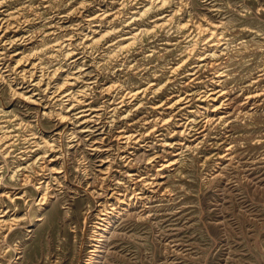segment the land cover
<instances>
[{
  "label": "rangeland",
  "instance_id": "1",
  "mask_svg": "<svg viewBox=\"0 0 264 264\" xmlns=\"http://www.w3.org/2000/svg\"><path fill=\"white\" fill-rule=\"evenodd\" d=\"M50 1L5 4L29 3L31 8L21 10L30 19L27 24L9 30L10 35L26 39L8 49L0 43V175L6 187L0 194V219L17 220L0 228V264H264V0H170L163 11L175 15L172 24L143 35L129 53L108 63H99L102 51L66 60L64 48L54 45L63 39L80 44L89 33L87 17L108 9L110 14L120 12L113 24L123 29L125 18L143 10L141 0ZM155 18L146 15L141 18L146 23L123 30L148 28ZM179 23L185 28L180 29ZM208 23L220 27V59L215 67L201 68L198 78H187L185 70L212 43L197 29ZM32 53L50 70L61 66L57 80L61 83L62 77L75 75L81 67L86 74H80L75 91L88 78L98 77L97 87L85 98L99 117L72 142L66 134H56L63 132V123L54 117L56 103L43 99L39 109L19 98L12 100V90L24 92L26 87L15 74L16 61ZM179 66L180 73H173ZM219 71L225 75L218 79L219 87L229 92L225 103L230 100L220 109L226 114L220 116L227 117L228 112L232 116L208 125L206 137L195 139L199 129L188 128L172 137L178 143L172 148L161 146L158 137L149 138L147 145L117 140L122 130L143 131L153 123L145 126L142 120L152 121L160 113L167 117L171 109L162 104L181 94L188 93L191 99L178 114L196 108L205 114L203 108L211 103L197 98L206 88L212 89L211 79H217ZM150 83L161 85L162 94H148L141 111L129 121L106 108L104 103L114 94L105 96L102 87L118 84L125 92ZM176 117L181 116L171 119L172 125L158 122L165 135L182 129L174 124L179 121ZM203 117L198 114L197 121L203 123ZM44 139L54 141L56 151L10 179L21 163L35 157H25L22 150ZM182 144L186 147L178 150ZM176 152L178 162L158 179L160 187L137 186L134 176H128L136 171L147 173L146 178L157 177L159 166ZM156 154L161 157L148 163ZM50 159L54 161L47 163Z\"/></svg>",
  "mask_w": 264,
  "mask_h": 264
},
{
  "label": "bare ground",
  "instance_id": "2",
  "mask_svg": "<svg viewBox=\"0 0 264 264\" xmlns=\"http://www.w3.org/2000/svg\"><path fill=\"white\" fill-rule=\"evenodd\" d=\"M130 1H137V0H130ZM6 2H7V0L0 2V43L2 45H4L5 49L6 48L8 49L9 47H11L15 43V41L17 42V40L19 41V40L24 38V37L16 38L17 35H15V34L10 35L9 30L13 29V27L17 28V27H20L22 25L24 26V24H27V22L30 19L27 18L26 16H24L23 13L21 12V10H23V8L30 9L31 4L28 3L26 5H24V4L21 5V3H18V6H12L11 5L12 2H10L9 6H7V5H5ZM46 2L51 4L50 0H46ZM125 2H126V0H125ZM169 2H170V0H141L139 3L142 5L141 8H143V10L142 11L138 10L137 12L132 13V16H130L129 18H125V20L122 23L123 29H130L131 30V28L133 26H140V25L146 23L145 21L141 20V18L146 16V15L148 16V18L149 17L150 18L156 17V18L154 20L150 21L151 24H148V26H149L148 28L134 29V30L128 31L126 33L124 32L123 29H119L117 26H115L113 24L114 21L118 18V16L121 15V14L120 15L118 14L120 12L116 11L115 13L112 12L110 14V12H108L109 9L104 10L102 13H98V14H95L93 16L87 17L86 22L88 25L89 33L84 36V38L81 40L80 44L75 46L72 44L70 39H63L54 45V49L59 48L58 50H62V48H64L62 50L63 51L62 54L64 55L66 60H68V59L70 60V58L72 59L73 57H75L76 55H79V54L81 56V57L80 56L79 57L83 58L86 55L89 56L91 54L100 53L102 51V53L99 55V59H100L99 63H100V61L105 62V63L112 62L113 60L129 53L131 51V49L136 45L137 41L143 35H146V36L152 35L153 33H157L159 30L167 28L170 23L172 24V21H173L175 15L174 14H166L165 15V13L163 11V8H165L169 4ZM135 3H138V2H135ZM121 5L123 6V1H122ZM79 7L82 8V4ZM11 9H13V11H11ZM156 14H161L162 16L158 17V16H156ZM67 16H69V15H67ZM166 25H167V27H166ZM179 25H180V29L185 28V25H182V23H179ZM197 29H198V32L200 33V35L207 34V36L206 35H205V37L203 36V39H210V42H212V43L209 44V47L206 49L205 53L203 52L204 53L203 55L198 56V58H196L195 61L193 63H191V68L185 70L184 73L188 74L187 78H191L193 76L192 79L199 77L198 72L201 68L205 69L206 67H213V66L215 67V64H216L215 62H216V60L220 59V56H221L220 54L222 53V50H223V48H221V45H223V42H221L223 40V37L220 34V27L219 26H217L215 24H209L208 23L206 25H200ZM121 34H123V36L118 37ZM117 38H119V39H117ZM24 39H26V38H24ZM194 49L195 48H193L191 50V53L193 52ZM34 53H35V55H37L36 52H34ZM34 53H32L30 55H25V54L20 55L19 54L20 56L18 57V59L16 61V67L14 68V71L16 72L15 74H19L21 76V78H23V82H24V85L26 87L23 88L24 92H18L17 90H12V92L10 94L12 97V100L14 98H19V99L23 100L24 102L35 104L36 106H38V108L42 106L43 99H45V100L49 99L53 103H56V105H57L56 107L58 108V110H56V114L54 117H56L57 123H59V124L63 123V132L61 133V131H57L56 134L58 136H60L61 134H66L69 141L72 142L73 141L72 139H74L75 137L78 136L77 133L82 132V131H88L86 128L87 124H89V122H91V121H94L96 119L94 117L95 116L97 117L99 114L98 113L99 111L97 112L96 109H94L91 105H89V102H87V98H85V97H87V91L88 90H91V89H94L95 87H97L98 77L94 76V77L88 78V80H90V81L85 80V82L83 84H81L80 89L78 91H75V89L78 85V81H81L80 80V74L81 73L83 74V72H82L83 70H81V67L78 69V71L75 73V75L70 74V75H67L65 77H62V79H61L62 83H61V82L57 81L62 76L61 71H63V70H62L61 66L58 65V68H55L54 70H50L49 67L47 68L46 66L43 65L40 58L34 57ZM15 55H17V53ZM59 61H58V63H59ZM74 61L75 60H73V62ZM189 62L190 61L187 60L186 63H189ZM81 65H82V62H81ZM216 66H218V65H216ZM82 67H83V65H82ZM181 67L182 66H179V67L173 69V73H176V74L180 73ZM52 69H53V67H52ZM1 72L2 71H0V73ZM223 73L224 72L219 71L214 76L217 79H211V82H213V84H211L212 89L206 88L207 90L204 91L203 94L198 95L197 99H201V101L209 100L211 103L210 106L205 107L206 109L203 108L205 111V114H202L200 112L201 111L200 108L187 109V110H185L184 114H182V115L178 114V111L180 109H185L186 106L189 105V104L187 105V103L191 99L190 94H188V93L185 95L181 94L177 97L170 98L169 102L162 104V106H166V108L171 109L170 110L171 112L169 114H167L168 115L167 117H169L168 119H166L167 117H164L160 113V115L157 116L156 118H154L152 121H150L148 119L142 120V121H144L143 124L145 126L149 125L150 122L151 123L153 122V123L150 124L148 126V128L145 127L146 129H144L143 131H141L137 128H135L133 131H128V132L122 130L116 136L117 140L118 139L122 140V141H124L123 143L133 142L134 144H139L141 142H145L143 144L147 145V143L149 142L148 141L149 138L158 137V140L161 142L160 143L161 146H163L164 148H172L175 146V144H178L177 142H173L172 137H174L175 135L185 134L184 132L186 130H188V128H189V130H194L195 128L199 129L197 132H195V133H198V136H196L195 139L200 137V135H202V137H206L207 134H205V130L208 127V125H210L211 123H213L215 121L223 122L227 118H231V116H232V114H230L229 112L227 114V117L224 115L220 116L222 112H225V111L220 110V109L224 108L225 107L224 105H229V103H230V100L225 103V101L229 98V92L226 91L223 87H219L220 81L218 79H220V77L223 75ZM85 74H83V75H85ZM223 76H225V75H223ZM213 80H215V81H213ZM102 88L103 89H102L101 93L104 94L105 96L110 95L111 93L114 94V96L111 94L112 96H110L108 98V101H106L104 103V104L108 105V106H106V108H109V110L112 111V114L115 117L121 116V119H128V121L130 119H132L131 116L134 115V113H136L135 115H138L137 112L141 111V109L144 105L143 99L148 94L157 95L159 92L161 94L163 92L162 86L159 85L158 83H150L147 88H144L142 90H127L125 92H123L122 86H120L118 84H113V85L102 87ZM219 88H221V90ZM115 89H116V93L118 90L120 92V94L117 96L118 98L116 97L117 94L115 93ZM39 94H42L44 96V98H42V95L40 96ZM47 94H49V96H47ZM37 97L40 99H36ZM158 98H162V97H160V95H158ZM117 99H118V101H116ZM52 102H51V105H52ZM53 105H55V104H53ZM45 108H51V107H49L48 105L46 106V104H45ZM98 108H100V107H98ZM39 109H41V108H39ZM77 109H80V110H78L77 112H74V110H77ZM158 109H160V107H158ZM97 110H99V109H97ZM207 110L209 111L208 114H206ZM106 112H107V110H106ZM50 113H52V112H50ZM50 113H44L43 116L44 117H50ZM198 114H199V116L204 115V117L202 118V119H204L203 123H199V121H197ZM222 114H226V113H222ZM175 116H181L180 119H178L176 117L177 120H179V121H174V124H177L176 127L182 126V129L180 130V128H179V132H176L175 130H171V131H173V133L171 134L172 136H170V133H169V136H167V134L165 135V133L162 131V129L159 127V125L160 124L161 125H163V124L172 125L171 119L175 118ZM182 116H185V117H182ZM182 118H185L186 120L183 121ZM158 122H160L159 125H158ZM136 123H137V121H136ZM136 123H134V125ZM189 132H191V131H188L186 134L188 135ZM193 135H195V134H193ZM30 137H31V135H30ZM33 137H36L35 132L32 133V138ZM26 140H27V138H26ZM198 140H200V139H198ZM57 141H59V140H57ZM0 142H2V141H0ZM30 142H31V140H30ZM50 142L51 141H48L46 139L41 140L40 142H37V141H35L33 143L31 142L32 145L29 146V149H27V150L24 149V151L22 150V155H25V157H28V156L30 157V154H31V156L35 155V157L33 158L32 162L21 163L19 165V167H17V169L14 171V173L11 174L10 179L13 180L14 177L17 175L19 170L20 171H26L27 169H29L36 161H38L37 159L43 160L49 154H51L53 151L55 152L56 150L54 149V147H55L54 141H52L53 143H50ZM69 146H72V145H69ZM179 146H180V148L178 150L182 149V147H186L185 144H182ZM97 147L93 146V150H96ZM57 150H59V149H57ZM174 150H177V148ZM179 153L180 152H176L174 158L172 157L169 160L165 159L163 164H161L159 166L160 168H158V170H157V177H152V179L149 177L146 178L144 176H147L148 175L147 173H144V174H142L140 172L135 173L136 171L130 172V173L128 172V176H130V177L134 176L133 177V179H135L134 184H136L137 186H138V184L144 183V185L145 184L150 185V187H151V185L155 186L156 188L160 187L161 183L159 182L158 179L162 178L164 176L163 175L164 172L169 170V168L171 169V167L178 162L179 157H176V156H179L180 155ZM26 154H29V155H26ZM51 156H54V155H51ZM55 156H56V154H55ZM20 157H22V156L20 155ZM160 157L161 156H159V154H156L155 156L149 157L148 163H151L156 158H160ZM52 160L53 159L47 160V163H49ZM107 161H108V158H107ZM43 165L44 164H42V166ZM40 167H41V165H40ZM46 169L48 170V168H46ZM50 170L52 172L54 171L52 169H50ZM4 185H5L4 177L0 175V194L6 193V191H5L6 187ZM38 188H39V186H38ZM141 192H143V191H141ZM119 195L123 196V194H119ZM45 196L46 195L44 194L42 196L41 200L44 201ZM116 196H117V199H120V196H118V193ZM10 199L11 198H9V200ZM124 207H126V206H124ZM2 212L5 213L6 211H2ZM4 213H2V214L4 215ZM106 215H108V214H106ZM13 221H17V220H15V219L9 220V219H4V218L0 219V228L11 227V225L13 224L12 223Z\"/></svg>",
  "mask_w": 264,
  "mask_h": 264
}]
</instances>
